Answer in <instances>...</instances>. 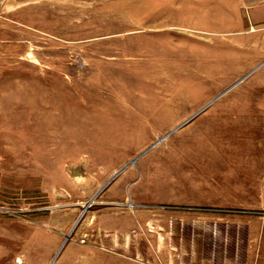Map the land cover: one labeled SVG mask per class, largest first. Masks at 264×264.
Returning <instances> with one entry per match:
<instances>
[{
  "label": "rangeland",
  "instance_id": "1",
  "mask_svg": "<svg viewBox=\"0 0 264 264\" xmlns=\"http://www.w3.org/2000/svg\"><path fill=\"white\" fill-rule=\"evenodd\" d=\"M235 116L264 136V0H0V264L264 254Z\"/></svg>",
  "mask_w": 264,
  "mask_h": 264
},
{
  "label": "crops",
  "instance_id": "2",
  "mask_svg": "<svg viewBox=\"0 0 264 264\" xmlns=\"http://www.w3.org/2000/svg\"><path fill=\"white\" fill-rule=\"evenodd\" d=\"M234 119H236L233 124L235 127L230 125L229 128L230 157H232L230 161L232 167L233 169L237 168L235 175L244 177L242 180L243 182L254 179L261 182L259 189V198L261 199V190L264 181V136L260 138L254 137L251 139L250 145L248 144V140L245 139L246 144L244 147H241L240 149L234 148V143L236 144V142L240 141L246 134V132L244 133L243 131V127L240 126V124H242V121H240L241 116H235ZM261 217L263 218L264 214H262ZM246 253L247 254L244 256L243 260L246 264H264V254L253 255L252 252L249 251H246ZM235 262L237 261L235 260ZM231 263H233V261Z\"/></svg>",
  "mask_w": 264,
  "mask_h": 264
},
{
  "label": "built area",
  "instance_id": "3",
  "mask_svg": "<svg viewBox=\"0 0 264 264\" xmlns=\"http://www.w3.org/2000/svg\"><path fill=\"white\" fill-rule=\"evenodd\" d=\"M261 214H264V181L262 185V190H261Z\"/></svg>",
  "mask_w": 264,
  "mask_h": 264
},
{
  "label": "water",
  "instance_id": "4",
  "mask_svg": "<svg viewBox=\"0 0 264 264\" xmlns=\"http://www.w3.org/2000/svg\"><path fill=\"white\" fill-rule=\"evenodd\" d=\"M122 170V169H121ZM121 170H119V171H121ZM118 173V172H117Z\"/></svg>",
  "mask_w": 264,
  "mask_h": 264
},
{
  "label": "bare ground",
  "instance_id": "5",
  "mask_svg": "<svg viewBox=\"0 0 264 264\" xmlns=\"http://www.w3.org/2000/svg\"><path fill=\"white\" fill-rule=\"evenodd\" d=\"M116 175V174H115Z\"/></svg>",
  "mask_w": 264,
  "mask_h": 264
}]
</instances>
